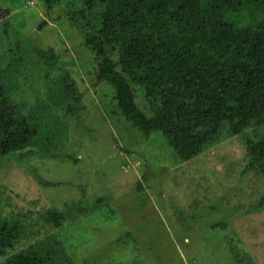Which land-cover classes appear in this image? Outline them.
I'll use <instances>...</instances> for the list:
<instances>
[{
  "label": "rangeland",
  "instance_id": "1",
  "mask_svg": "<svg viewBox=\"0 0 264 264\" xmlns=\"http://www.w3.org/2000/svg\"><path fill=\"white\" fill-rule=\"evenodd\" d=\"M65 10L63 0L52 15L41 0H0V71L6 66L14 101L35 113L52 101L40 64L13 57L22 40L58 52L51 76H72L83 105L77 116L46 110L49 130L0 159V215L23 224L0 261L33 242L59 240L69 264H264V209L249 212L264 196V176L244 173L245 139L264 137V125L181 159L160 131L144 137L120 114L113 85L94 80L87 30ZM49 210L65 214L61 226ZM220 222L225 228L210 227Z\"/></svg>",
  "mask_w": 264,
  "mask_h": 264
},
{
  "label": "trees",
  "instance_id": "2",
  "mask_svg": "<svg viewBox=\"0 0 264 264\" xmlns=\"http://www.w3.org/2000/svg\"><path fill=\"white\" fill-rule=\"evenodd\" d=\"M64 1V15L87 30L83 45L96 58L94 80L113 85L117 109L144 137L160 131L180 158L188 160L223 137L264 125V0ZM41 2L52 15L60 0ZM30 44L17 40L15 51L10 50L16 61L40 64L52 101L41 102L38 113L22 109L12 97L3 66L0 159L32 145L40 130H49V111L77 116L83 109L73 77L63 74L55 81L51 76L58 52L35 44L29 52ZM194 54L200 56L191 60ZM245 141L244 173L259 170L264 176V137ZM250 208L263 210L264 196ZM47 217L56 227L66 219L54 210ZM210 227L225 228L224 222ZM22 228L19 219L0 215V257L14 247ZM130 235L127 231L117 241L125 242ZM60 262L69 264L64 244L39 240L0 264ZM83 263L91 264L85 258Z\"/></svg>",
  "mask_w": 264,
  "mask_h": 264
}]
</instances>
